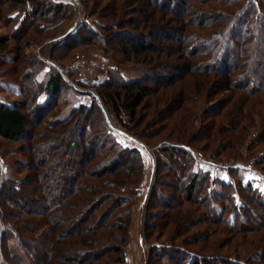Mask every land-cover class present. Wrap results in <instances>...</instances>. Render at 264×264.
Masks as SVG:
<instances>
[{"label":"trees","instance_id":"obj_1","mask_svg":"<svg viewBox=\"0 0 264 264\" xmlns=\"http://www.w3.org/2000/svg\"><path fill=\"white\" fill-rule=\"evenodd\" d=\"M10 1V6L16 11L8 13L7 19L10 22L17 20L14 28L16 31L23 28L28 12L32 19L35 16L41 17L44 12L53 19L57 17V21L64 24L72 11V5L63 1ZM141 1L144 4L146 0H123L120 4L133 5ZM174 3L175 7L172 5ZM208 3L212 5L208 6ZM113 5H115V13H118V4L113 3ZM152 5L156 12L150 14L148 10L145 12V9L142 15L144 19L142 17L140 20H132L130 25L135 27V32H141L145 26L151 30H157L159 27L171 28V25L168 26L170 19L167 23L165 21L167 15L175 12L179 13L177 18H180V26L183 23H189V26H194L196 30L208 32L207 35H197L188 30V25L176 31L182 41L188 36L193 38V41L205 39L207 42L205 48L199 50V53H193L194 58H202L196 68L204 67L202 70L207 69L213 74L222 76L224 85L227 87L225 90L234 92L236 100L232 107L225 113L221 107H215L216 117L230 118L229 128L232 133L237 132L244 120L250 124L253 123L254 108L257 104L264 103V97H262L264 96V61L259 62L262 55L261 58L264 60V47L259 45L264 41V0H153ZM200 6L205 7L203 9ZM162 8L166 9L165 17L161 20L164 24L159 23L160 20L156 14ZM191 12L200 17L199 21L192 22L187 19L186 16ZM111 17L115 19L116 15ZM121 24H127V22H121ZM50 25L53 23L37 26L35 30L44 35ZM126 30L122 34L127 36H122L118 40L120 49L125 54L129 50L132 51L129 61L133 59L132 54L135 61H144L143 55L148 56L145 52L147 39L139 37L142 33L134 34L131 33L132 29ZM227 33L230 35V41L224 37ZM82 34L89 36L93 40L91 43L96 39L99 44L106 42V36H101L99 27L94 30L85 25L80 27L77 34L67 35L66 40L58 46L70 51L81 44H88L90 41L83 38ZM195 50L193 47L192 50L187 51V54L190 55L191 51ZM9 51L7 43L0 45L2 56H8ZM7 60L14 61L13 64L18 63L19 67L25 66L22 59L19 63L8 56ZM214 65L217 68H213ZM194 66L191 62V67ZM258 68L262 73L259 80L253 76ZM32 72V69H28L27 78ZM115 72L121 79L118 83L120 87H117L114 94L110 96L113 111L121 122L124 114L130 117L129 124L132 126L125 123L126 131L146 146L147 144L137 136L138 125L135 124L139 121L136 120L138 109L151 93L150 85L145 80L126 79L124 70L121 68ZM10 73L8 76L13 74L11 71ZM198 73L196 71L195 76L200 82H198L200 89L202 84ZM206 74L203 73L202 76ZM33 76L32 86L40 89L37 91L35 102L37 111L41 108L44 110L46 107H55L61 96V90L67 84L63 73L54 65L47 64L40 67L35 74L33 72ZM18 83H20V96L23 99L27 98L29 93L27 88L30 87L28 81L25 78ZM111 84H113L112 81L108 83V85ZM68 91L76 92L71 97L73 102L78 95L89 96L79 92L77 87H71ZM176 96H179L178 104L181 100H188L185 89H180ZM161 99L164 104L155 107L156 115L157 110L167 108L173 99L176 100L172 95ZM171 106L174 107V105ZM181 106L180 104L179 107ZM26 108L27 104L22 102L7 105L0 101V139L15 141L22 138L26 141L29 137L27 141L31 144L25 149L30 157L25 165L28 174L24 180L10 179L8 170L4 172L0 166V259L5 243L8 247L12 240L17 239L24 247H39L40 251L33 257L34 264H127L126 251L134 204L132 197L137 192L145 167L142 152L136 147L122 145L105 125H96L91 121L93 112L100 110L95 101L90 104L82 103L72 106L68 116L54 121L51 128L47 126V130L41 133V138L47 139L51 135V138H54L57 135L53 129L66 126L63 129L66 131L65 137L63 135L62 137L67 144L65 146L61 142V147L65 148L61 149L60 153L59 149H53V142L41 143L40 141L41 145L38 148L33 144L35 135L28 130L29 120L25 113ZM232 108H234L233 112ZM188 111V109L185 110V112ZM190 116L193 117L192 121L196 119L192 112ZM185 126V123L181 122L173 124L167 136L169 140H165L154 150L156 165L153 194L159 189L156 188L160 177L167 174L180 176L175 186L178 193L189 203L197 201L196 197L200 195L198 201L202 204L204 211L201 214L190 211L189 215L183 218L182 225L193 226L197 224L195 221L203 218L202 222L222 224L229 232H237L239 230L237 228L245 227L244 225L250 223L258 225L262 230L264 228L263 192L255 187L253 180H246L245 174L243 175L238 169L226 171L225 178L214 177L212 171L199 164L192 152V147L181 142L187 135ZM77 133L81 134L82 140L76 139ZM217 135H211L214 137V142ZM233 139L236 141L237 137ZM173 140L176 142H172ZM259 162H264V152L260 154ZM135 168L139 169L140 173L136 170L137 173H135ZM183 169L185 172L182 176L180 174ZM135 176L137 180L133 181ZM243 193H246L248 197L246 198ZM245 199H249L250 202H246ZM251 203L257 206L251 207ZM150 206L148 205V210L151 211L154 207ZM169 217L171 223L173 218ZM160 220H168V218L166 215H161ZM147 224L149 228L155 227L151 221ZM20 233L25 235L20 236ZM186 241V243L190 242L187 239ZM247 242L253 247L258 244L264 245V234ZM164 249L167 254L164 253L163 256L168 255L169 259L176 264H264V246L258 247L259 252L246 261L214 252L202 255L185 247L173 245L161 246V248L158 245L152 246L150 254L161 257ZM4 253L18 264L29 263L28 257L20 255L15 249L8 247ZM0 264H6V260H0Z\"/></svg>","mask_w":264,"mask_h":264},{"label":"rangeland","instance_id":"obj_2","mask_svg":"<svg viewBox=\"0 0 264 264\" xmlns=\"http://www.w3.org/2000/svg\"><path fill=\"white\" fill-rule=\"evenodd\" d=\"M56 1H63L72 5V11L68 15L69 19L66 23L62 24V22L57 21V17L53 19L44 12L41 17L35 16L32 19L28 12L23 28L16 31L14 28L17 20L10 22L7 19L8 13L16 10L10 6V0H0V45L7 43L10 50L8 56L16 59L19 63L22 59L23 63H25L24 67H19L18 63L13 64L14 61L7 60V55L2 56L0 54V101L7 105H14L20 102L27 104L25 113L29 120L28 130L35 135L33 144L38 148L41 145L40 141L41 143L53 142V149H59L60 153L65 148L61 147L62 144L65 146L67 144L64 139L66 131L63 130L66 126L53 129L57 135L54 138H51L52 135L49 138L47 137V139H45L46 137L41 138V133L47 130L54 121L68 116L72 106L82 103L90 104L95 101L100 110L93 112L91 121L96 125H105L122 145L140 149L144 156L145 167L137 186V192L132 197L134 204L132 207L130 238L126 251L127 264H176L175 261L169 259L168 255L163 256L166 253L165 249L163 253L160 251L161 257H155L154 255L156 254H150V249L155 245H158L159 248L171 245L182 246L202 255L214 252L222 255H231L245 261L249 257L256 255L259 252L257 248L264 245L258 244L253 247L247 241L251 242V239H257L264 234V228L260 230L258 225L250 223L249 225H244L245 227L237 228L239 229L237 232H229L222 224L204 223L202 222L203 218L195 221L197 224H193V226L186 227L182 225L183 218H186L190 211L191 213H204L202 204L198 201L201 196L198 195L196 197L198 200L193 203L186 202L175 188L177 180L181 177L170 174H167L168 179L166 175L160 177V182L157 183L158 187L156 188L159 189L153 194L154 169L156 165L154 150L164 143L165 140H169L167 136L173 124L185 123L187 135L181 142L190 145L193 154L201 152L206 159L215 162V166L212 167L199 162L201 166L212 171L214 177L222 178L226 177V171L229 169H238L243 175L245 174L246 180H253L255 187L264 194V162H259L260 154L264 152V103H259L254 108L252 114L253 123L250 124L244 120L237 132L232 133L229 128L230 118H217L215 107H221L224 113L229 111L236 100L234 92L225 90L227 87L224 85L222 76L213 74L207 69L202 70L204 67L196 68L201 63L202 58H194L193 53H199V50H203L207 42L205 39L193 41V38L189 36L182 41L176 31L179 30L178 28L188 25V30L197 33V35H207L208 32L196 30L194 26H189V23H183L180 26L181 22L180 18H177L179 17L177 12L167 15L165 23L170 19L168 26L171 25V28L159 27L157 30H151L145 26L141 29V32H135V27L130 25L132 20H140L142 17L144 19L142 15L145 9V12L148 10L147 12L150 14L154 13V11L156 12L152 5L153 0H146L144 4L143 1L137 2L133 5L129 3L120 4L123 0H76L75 3L74 0ZM113 3L118 4V13H115V5ZM172 5L175 7V3ZM211 5L208 3V6ZM204 7L201 8L204 9ZM165 10L162 8L156 13L160 24H164L161 20L165 17ZM21 11L23 12L24 10L22 9ZM111 15H116L115 19ZM186 17L192 22L194 20L199 21L200 18L193 12ZM79 19L81 20L79 21ZM77 21L81 22L79 26L76 24ZM121 22H127V24L122 25ZM45 23H53V25L49 26L50 28L46 34H39L35 28L43 26ZM85 25L94 30L99 27L101 36H106V42L99 44L96 39L91 43L93 40L89 36L82 34L83 38L85 37L90 41L88 44H81L78 48L70 51L58 46L66 40L67 35L77 34L80 27ZM126 29H132L130 31L134 34L142 33L143 36L139 37L147 39L145 52L148 56L146 54L143 55L144 61H135L134 54L131 57L133 59L129 61V55L132 51L129 50L125 54L120 49L118 40L122 36H127L122 34L127 31ZM224 37L228 40L231 39L228 33L224 34ZM86 39L85 41H87ZM259 45L264 47V41ZM193 47L196 50L191 51L192 53L188 55L187 51L192 50ZM261 57L259 62L262 63L264 60ZM191 62L192 65H195L194 67H191ZM47 64H52L59 69L67 80V84L61 90V96L55 107H46L44 110L39 108L40 110L37 111L35 102L37 100V91L40 89L32 86L33 72L35 74L40 67ZM214 67L217 68L215 65ZM119 68L124 70L123 73L126 79L145 80L150 85L151 93L138 109L136 120L139 121L135 124L138 125L137 136L148 146H143L138 141L125 140L111 128L113 124L126 131L124 124L128 125L130 123L128 115L124 114L122 116V122L116 116L113 111L112 97H110L114 94L115 89L120 87L118 83L121 78L115 72ZM28 69H32L33 72L31 73L32 77L29 76L27 78ZM10 71L13 74L8 76L11 74ZM196 71L199 72L197 75L200 74L198 76L202 84L200 89L198 86L199 80L197 81L195 76ZM260 72L261 70L258 68L253 75L257 80L262 74ZM203 73L207 74L202 76ZM25 78L30 87L27 88L29 92L26 96L27 98L23 99L19 94L20 83L18 82L20 80L23 81ZM109 79L111 80L109 81ZM111 81L113 84L108 85ZM125 83L127 82L125 81ZM71 87H77L79 92L89 96L78 95L76 101L73 102L71 97L76 92H69L68 89ZM180 89H185L188 96V100L180 101L181 107L178 104L179 96H176ZM170 95L175 97L176 100L173 99L167 108H161L162 110H157V115L154 114L155 107L159 104H164L161 98ZM171 105H174V107ZM103 109L109 113V120L106 118ZM186 109L189 111L185 112ZM233 111L234 108H232ZM191 112L195 115L194 118L196 119L194 121H192L193 117L190 116ZM129 126L132 125L129 124ZM216 134L218 135L214 142V137H211V135L215 136ZM80 135L77 133L76 139L82 140ZM233 137H237V140L235 141ZM27 140L24 141L20 138L15 141H4L0 139V166H2L4 172L8 170V177L12 180H24L28 174L27 170H25V165H27L30 156L25 152V149L31 144ZM61 142L63 143L61 144ZM172 142H176V140ZM97 150L99 149L97 148ZM165 155L169 157L168 154ZM250 164L253 166L252 170L247 168ZM130 170L132 171V169ZM136 171L139 172V169ZM136 171L135 173H137ZM184 172L185 169L182 170L180 175L183 176ZM136 180L137 177H133V181ZM243 194L246 198L248 197L246 193ZM245 201L250 202L249 199H245ZM148 205H151L150 207H154V209L148 210ZM250 206L256 207L257 204L251 203ZM161 215H166L168 220L161 221ZM169 216H171V219L173 218L171 223L169 222ZM176 218L182 219L176 220ZM148 221H151L155 227L149 228ZM148 230L149 233L147 234ZM255 232L257 233L255 234ZM19 235L23 236L25 233H20ZM186 239L190 242L186 243ZM4 246L3 253L8 247L9 249H15L20 255L28 257L29 263L27 264H34L33 257H35V253L40 251L39 247H24L17 239L12 240L8 247L6 243ZM3 253H1L0 260H6V264H18ZM128 259H130V262H128Z\"/></svg>","mask_w":264,"mask_h":264},{"label":"built area","instance_id":"obj_3","mask_svg":"<svg viewBox=\"0 0 264 264\" xmlns=\"http://www.w3.org/2000/svg\"><path fill=\"white\" fill-rule=\"evenodd\" d=\"M71 2V1H70ZM76 2V0H74V3ZM81 19H79V21H80ZM79 21H77L76 22V24H77V26H79L80 25V23L81 22H79ZM79 22V23H78ZM105 109H103V111H104ZM105 113V116H106V118L109 120V113L107 112V111H104ZM111 125V124H110ZM111 128L113 129V131L114 132H116V134L118 135V136H120L121 138H123V139H125V140H129V141H131V142H134V141H137V139L135 138V137H133L132 135H130L127 131H125L124 129H122V128H120V127H117V126H115V125H111ZM195 154V157H196V159L199 161V162H201V163H203V164H207V165H209V166H215V162L213 161V160H208V159H206L205 157H204V155L201 153V152H196V153H194ZM217 166V165H216ZM252 165L250 164L247 168H248V170H252Z\"/></svg>","mask_w":264,"mask_h":264},{"label":"crops","instance_id":"obj_4","mask_svg":"<svg viewBox=\"0 0 264 264\" xmlns=\"http://www.w3.org/2000/svg\"><path fill=\"white\" fill-rule=\"evenodd\" d=\"M128 262H130V259H128Z\"/></svg>","mask_w":264,"mask_h":264}]
</instances>
